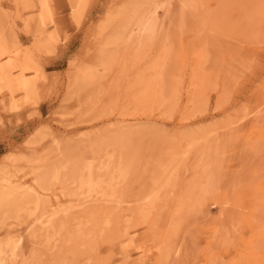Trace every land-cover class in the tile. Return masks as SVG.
<instances>
[{
  "label": "rangeland",
  "instance_id": "374dc122",
  "mask_svg": "<svg viewBox=\"0 0 264 264\" xmlns=\"http://www.w3.org/2000/svg\"><path fill=\"white\" fill-rule=\"evenodd\" d=\"M31 1L0 0V38L12 48L0 58L11 75L0 76V264H264V0H198L202 21L213 17L240 56L229 78L228 52L208 61L195 102L200 29L185 19L186 0H173L184 16L175 92L157 81L140 107L132 81L142 62L117 67L114 87L102 79L122 50L109 42L127 0ZM203 136L227 186L197 203L198 190L185 192L202 167L190 143L201 149ZM14 236L23 243L12 254Z\"/></svg>",
  "mask_w": 264,
  "mask_h": 264
},
{
  "label": "bare ground",
  "instance_id": "6f19581e",
  "mask_svg": "<svg viewBox=\"0 0 264 264\" xmlns=\"http://www.w3.org/2000/svg\"><path fill=\"white\" fill-rule=\"evenodd\" d=\"M45 1L47 3H49V5H51V3H52V0H45ZM219 1H221V0H219ZM175 2L173 0L172 1L171 0H127V2H126L127 5H126L125 9L122 11V13H120V21L119 22H115L114 20L112 21L115 23V25L113 26L114 32H112V34H114V35H112L110 33L112 35V38L109 36L111 38V42H109V43H111L112 46H113V44H115L119 47L122 46V50L119 51V49L116 46L118 51L115 48L114 49L117 51V53L116 52L112 53V54H114L113 57L111 56L112 54L111 55L109 54L110 58L105 60L106 62H108L107 60H109V65L107 67H103V68H106L103 71H107V72L105 74L102 71V73L105 74V77L102 79L104 80L105 84L107 83L109 85L108 88L114 87L113 85L111 86L110 80L112 79V77H109V76L113 75L114 73H115V75H117V73L119 71L117 67H119L120 65H125L129 60L132 63L133 62H139V63L142 62L147 67V68L145 67L146 70H145V68H143L141 71L142 72H143V70H145V71L141 74L138 72L139 74H138L137 78L135 76L134 81H132L133 86L137 87L136 88L137 94L132 99V102L135 106L140 107L139 106V105H141L140 101H143V100H144L143 105H146L152 101V98L154 97V93L160 91V90H158L160 88L156 89V87H158V84L161 85L160 83H157V81H160V80L161 81L163 80L164 82L166 81L165 87H164L165 89L162 88V91L164 92V94H167V93L173 94V92H175V84L173 81L169 80V77L172 76L171 73L173 72L171 61L176 57L175 55L177 53V41L175 40L174 35H175V30H176L177 26L180 25V24L177 25V23H179V21H183V19H184L183 15L177 14L176 7H175L176 6L175 4H177V2L176 3ZM197 2H198V0H186L184 5H183V14L185 12V19L190 20L191 22H195V24L191 23V25L195 26L197 24L196 25L197 29H200L198 32V33H200V39H199L200 44L198 43L200 47L198 48L197 52L194 55L195 66H193L194 68H193V71H192V74L190 77L191 91L189 93L190 94L189 98L192 102L193 101L195 102L198 98V95H199L198 90L200 88L199 83L201 81V78H203L205 75V66L207 65L208 61L209 60H212V61L215 60L216 57L219 56L218 55L219 53H222V52L224 53V51L228 52L229 55H231L229 57H231L232 62L230 65H228L226 67L225 73H226L227 77L229 78V77L233 76L232 74L234 72V66H236L238 63L236 61L238 58L237 55H239L238 51L236 49L237 47L234 46L233 48H231L229 46V43H228L230 41L229 40L225 41V38H224L225 36L222 37L223 34L222 35L219 34L220 31L218 32V29L215 26V22L213 21L214 20L213 17L210 19L208 17L207 18L208 20L202 21L203 20V18H202L203 17L202 16V13H203L202 6ZM40 3H43V2H40ZM122 7L124 8V6H122ZM119 12H121V10ZM181 16H182V19H181ZM54 19L56 20V18H54ZM112 24H111V26H112ZM189 25L190 24H188V26ZM106 26L107 25H105V27ZM109 26H110V24H109ZM103 28H104V26H103ZM107 30H110V29L107 28ZM106 31H104V32H106ZM104 32H102V33H104ZM110 32H111V30H110ZM169 36H170V38H169ZM6 41L7 40L3 39V36H2V38H0V58L5 56V55L7 56V55L11 54L12 48H11V46H9V44ZM217 41H218V43H216ZM107 42H108V39H107ZM156 44L158 45V48H155ZM205 44H206V46H204ZM230 45H231V43H230ZM105 46H107V44ZM108 47H109V45H108ZM111 49H110V52L113 51ZM109 55H107V56H109ZM12 56H13L12 59L15 62H17V61L19 62L17 65H19L20 68H22L23 76L26 78V80H31L29 82H32V79L34 80V78L30 79L31 78V64H30V62L25 61V60H20V58H19L20 56L19 57L15 56V53ZM128 58H129V60L127 61ZM89 60H91V59H89ZM93 60H91V61H93ZM103 60H101V63ZM91 61H89V62H91ZM97 62H99V61H97ZM95 63H96V61L94 63L92 62V64H95ZM99 64H100V62H99ZM103 64H106V63H103ZM94 66H96V65H93V67ZM104 66H106V65H104ZM120 67H123V66H120ZM94 69L95 68H93V70ZM115 69L118 71H115ZM121 71L124 72V69L122 68ZM11 73H13V72H11ZM0 76L5 81L10 82L11 75H10L9 66L8 67L0 66ZM115 77H117V76H115ZM109 78H111V79H109ZM97 79H98V77H97ZM29 82L27 84H29ZM15 84L16 83H14V85ZM105 84H104V86H105ZM30 87H31V85H30ZM108 88H107V92H108ZM96 90H98V89H96ZM113 90H114V88H113ZM82 99H84V98H82ZM145 108H147V107H145ZM258 117H261V115L259 114ZM206 134L208 135L209 133H206ZM206 134H205V136H206ZM203 137H201V138H203ZM209 139H210V137H208L206 139L204 137V139L202 140V148L201 149H199V147H200L199 145H198L199 147L196 146L194 140L190 143L191 154H193L195 157L200 159L199 161H200V164L202 165V167H199L196 165L198 167V174H197L198 183H197V185L194 184L192 186H188L187 187L188 189L186 190L185 195L191 196V192H193L194 190H198L200 193V198H197V201H196L197 203H199L202 198L213 195L214 193L216 194L224 186L225 187L227 186V183H226L227 176L223 172V166H222L221 162L218 160L219 158H217V155L215 153L211 152L209 150V148L207 147L211 143V140H209ZM141 140H142V138H141ZM133 141H135V138L133 139ZM143 141H144V139H143ZM121 142L118 141V143H121ZM121 144H123V142ZM146 159H148V158H146ZM245 159H247V158H245ZM81 160H83V159H78V161H76L78 163L79 167H80L79 162L81 164ZM246 161L247 160H244V162H246ZM146 162H145V166L149 164V161H146ZM73 163H74V165L76 164L75 162H73ZM197 164H199V163L197 162ZM68 165H70V163ZM83 165H85L84 160H83ZM78 166H76V167L78 168ZM82 166H81V168H82ZM69 168H70V166H69ZM77 168H75V169H77ZM78 170H80V168ZM78 170H76V171H78ZM73 172L75 173L74 170H73ZM171 172H172L171 169L162 170L160 172V177L161 178H163L164 176L169 177V176H171ZM72 175H73V173H72ZM162 185H163V183H157L156 184V182H155V184L150 185V188L153 190L155 189L154 193H157V191L159 189H161ZM183 203L184 202H181V206H183ZM37 236H39V231L34 232L32 234V237H37ZM9 243H10L9 250L13 254V253L17 252L18 249L22 246L23 239L21 236H14L10 239ZM178 253H180V251H178Z\"/></svg>",
  "mask_w": 264,
  "mask_h": 264
},
{
  "label": "crops",
  "instance_id": "0c3cea01",
  "mask_svg": "<svg viewBox=\"0 0 264 264\" xmlns=\"http://www.w3.org/2000/svg\"><path fill=\"white\" fill-rule=\"evenodd\" d=\"M32 3H36L37 2V0L36 1H31Z\"/></svg>",
  "mask_w": 264,
  "mask_h": 264
}]
</instances>
